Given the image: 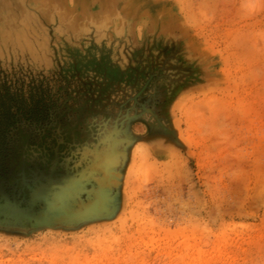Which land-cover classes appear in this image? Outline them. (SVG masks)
I'll list each match as a JSON object with an SVG mask.
<instances>
[{
  "label": "rangeland",
  "instance_id": "1",
  "mask_svg": "<svg viewBox=\"0 0 264 264\" xmlns=\"http://www.w3.org/2000/svg\"><path fill=\"white\" fill-rule=\"evenodd\" d=\"M0 9V264H264V0Z\"/></svg>",
  "mask_w": 264,
  "mask_h": 264
},
{
  "label": "bare ground",
  "instance_id": "2",
  "mask_svg": "<svg viewBox=\"0 0 264 264\" xmlns=\"http://www.w3.org/2000/svg\"><path fill=\"white\" fill-rule=\"evenodd\" d=\"M187 6V5H186ZM3 12V10L2 9H0V22L2 21V19H3V14L4 13H2ZM6 13V12H5ZM6 15V14H5ZM118 50V49H117ZM129 51L131 52V53H135V52H137V50H136V48H132V49H129ZM98 54H101L102 56H106V55H110L111 54V56L112 55H115V52L113 51V49H112V47L111 46H105L103 43H100V44H98V42L94 45V58H91V59H94L95 60V62L96 63H98L99 65L101 64L100 63V61H99V57L97 56ZM118 54H116L115 56H117ZM92 57V56H91ZM71 59H72V57H70ZM108 60V59H107ZM111 61V60H110ZM112 62V61H111ZM116 67V66H115ZM123 68V67H122ZM110 69V68H109ZM119 70V69H118ZM122 70V69H121ZM114 71H115V69H114ZM99 119H100V117L98 116V117H94V123H95V126L94 125H90V127H92L93 129L94 128H98L97 127V122L99 121ZM102 122H104V120H100V123H102ZM113 122V121H112ZM102 134H104V133H102ZM159 140V139H158ZM164 143H165V141H164ZM145 144L143 143V141H136V143L132 146V149H131V155L132 154H135V155H137V157H139L140 156V158H142L144 155L145 156H147L146 154H147V149L146 150H143L145 147H143ZM167 146H170V147H172L173 148V146H171V145H167ZM146 151V153L144 154V152ZM106 152H108V151H106ZM106 154V153H105ZM110 155V154H109ZM139 155V156H138ZM106 156V155H105ZM107 156H108V154H107ZM117 157V156H116ZM115 157V158H116ZM105 158V157H104ZM107 158V157H106ZM113 158V157H112ZM146 158V157H145ZM144 158V159H145ZM94 159H95V157H94ZM109 159H110V157H109ZM104 160V159H103ZM116 160H117V158H116ZM106 161V160H105ZM113 161H115V159L113 160ZM112 161V162H113ZM109 162V161H108ZM140 162V161H139ZM98 163V162H97ZM105 163V162H104ZM98 165H99V163H98ZM101 165H102V163H101ZM108 165V164H107ZM96 166V165H95ZM112 166V165H111ZM136 167V166H135ZM103 169V168H102ZM101 169V170H102ZM95 170V169H94ZM78 173V172H77ZM109 173V172H108ZM79 174V173H78ZM110 174V173H109ZM81 176V175H80ZM80 176H79V178H80ZM67 177V176H66ZM94 177V176H93ZM112 177V176H111ZM78 178V179H79ZM100 178V177H99ZM102 178H104V177H102ZM113 178V177H112ZM96 179H98V178H96ZM107 179V178H106ZM67 180V179H66ZM102 180V179H101ZM59 181V180H58ZM61 181V180H60ZM68 181V180H67ZM97 181V180H96ZM108 181H110V180H108ZM111 182V181H110ZM64 183V182H63ZM68 183V182H67ZM77 183V182H76ZM75 183V184H76ZM96 183V182H95ZM125 183V182H124ZM65 184V186H66V183H64ZM69 184H71L70 182H69ZM73 184V183H72ZM51 185V184H50ZM59 185V184H58ZM62 184H60L59 186H61ZM74 185V184H73ZM100 185V184H99ZM108 185H109V183H108ZM44 186H47V185H44ZM43 186V187H44ZM42 187V188H43ZM101 187V186H100ZM45 188V187H44ZM60 188V187H59ZM62 188V187H61ZM73 188V187H72ZM102 188V187H101ZM107 187H105V189H106ZM46 189V188H45ZM50 189V188H49ZM53 189V188H52ZM56 189V188H55ZM66 189V188H65ZM69 189V188H68ZM73 189H76V188H73ZM97 190H98V188H97ZM45 191V190H44ZM61 191V190H60ZM70 191V190H69ZM74 191V190H73ZM103 191V190H102ZM40 192H43L42 190H40ZM55 192V191H54ZM57 192V191H56ZM55 192V193H56ZM61 192H63L62 193V196H63V194L65 193L63 190L61 191ZM60 192V193H61ZM70 192H72V191H70ZM104 192V191H103ZM47 193V191L45 192V194ZM50 193H52V192H50ZM57 193H59V192H57ZM97 193V192H96ZM95 193V194H96ZM105 194H106V192H104ZM107 193H108V191H107ZM40 194V193H39ZM68 194V193H67ZM76 194V193H75ZM48 194H46V196H47ZM60 195V194H59ZM58 195V196H59ZM65 195V194H64ZM43 196V195H42ZM56 196V195H55ZM108 196V195H107ZM52 197V196H51ZM66 197V196H65ZM68 197V196H67ZM72 197V196H71ZM70 197V198H71ZM61 198V197H60ZM105 198H107V197H105ZM108 198H110V197H108ZM45 199H46V197H45ZM58 199H59V197H58ZM48 200V199H47ZM52 200H54L55 201V199H52ZM60 200V199H59ZM65 200V199H64ZM63 200V201H64ZM102 200H104V199H102ZM45 201V200H44ZM51 201V200H50ZM50 201H49V203H50ZM53 201V202H54ZM68 201L69 200H67V203H68ZM106 201V200H105ZM52 202V201H51ZM61 202V201H60ZM100 202V201H99ZM107 202V201H106ZM48 203V202H47ZM62 203V202H61ZM64 203V202H63ZM66 203V202H65ZM64 203V204H65ZM48 205V204H47ZM51 205H53V204H51ZM66 205V204H65ZM62 206V205H61ZM54 207H56V206H54ZM49 208H50V206H49ZM66 208H68L67 206H66ZM64 209V208H63ZM69 209V208H68ZM54 210V209H53ZM61 210V209H60ZM62 211V210H61ZM61 211H59L58 210V212H61ZM57 212V211H56ZM62 213V212H61Z\"/></svg>",
  "mask_w": 264,
  "mask_h": 264
}]
</instances>
